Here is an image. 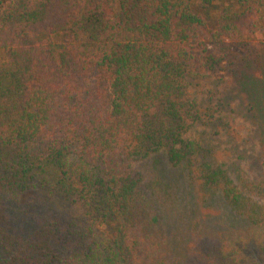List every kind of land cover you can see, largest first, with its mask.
I'll list each match as a JSON object with an SVG mask.
<instances>
[{"label": "trees", "instance_id": "16d2710c", "mask_svg": "<svg viewBox=\"0 0 264 264\" xmlns=\"http://www.w3.org/2000/svg\"><path fill=\"white\" fill-rule=\"evenodd\" d=\"M243 24L264 0H0V264H169L184 193L245 222L219 262L256 264L264 121L251 100L254 146L214 144L235 109L201 83L227 64L244 92L251 61L223 40Z\"/></svg>", "mask_w": 264, "mask_h": 264}, {"label": "rangeland", "instance_id": "374dc122", "mask_svg": "<svg viewBox=\"0 0 264 264\" xmlns=\"http://www.w3.org/2000/svg\"><path fill=\"white\" fill-rule=\"evenodd\" d=\"M248 22V20H246ZM47 26H52V21L45 22ZM262 26V25H261ZM264 27L255 29V33L248 35L250 27L245 24L242 26V30L246 35L243 36L239 42H233L227 37L223 38L224 42L233 54L237 57L238 62L243 67L241 62L242 58L247 57L251 61L250 69L244 71L238 67L237 74L244 73L247 75L250 81L244 83V92L238 91L234 80L236 78L231 77V71L226 64L224 71L214 73L213 76L207 74L204 79L201 80L204 89H213L216 96L226 97L231 102L235 111L230 110L231 107L225 108L221 118L216 120L220 122H228L229 128L232 129L231 135L226 133L225 124L221 125L220 136L213 140V143L217 144L223 149L250 148L254 146V141L258 139V132L260 131L259 125L253 123V121L245 117L248 113L246 109H249V101H253L255 110L264 121ZM43 36L42 34L39 36ZM250 44V45H249ZM209 52H215V48L211 43L207 44ZM259 49L260 62L256 61V50ZM260 52V53H259ZM242 71V72H241ZM233 78V82L232 79ZM227 82L231 86H226ZM230 88L227 92L226 88ZM207 93L204 95V97ZM215 101V100H214ZM254 110V111H255ZM245 114V115H244ZM252 115V113L250 114ZM219 122V123H220ZM257 122V121H256ZM199 130H201L199 128ZM192 132L191 135L194 138L199 136L207 140V136L202 131ZM207 132L210 129H207ZM258 145H256V149ZM181 198L187 203L184 209L181 205L175 209V206L168 208L169 230H173L176 233L177 238L173 241L174 253L170 257L169 264H214L217 261L215 254L216 248L220 245L231 233L241 234L248 228L242 219L236 218L229 214L228 208H226L220 201L216 200L211 204L200 205L198 202H194L191 197L184 193ZM190 216L189 220L185 219L186 216ZM167 217V216H165ZM200 219V220H199ZM200 232V233H199ZM248 250L249 256H252L251 261H255L256 264H264V249L261 251V247L256 242L249 241ZM252 248V251L250 250ZM253 253V254H252ZM217 264H223L219 262Z\"/></svg>", "mask_w": 264, "mask_h": 264}]
</instances>
